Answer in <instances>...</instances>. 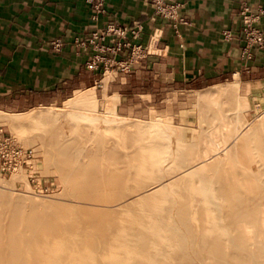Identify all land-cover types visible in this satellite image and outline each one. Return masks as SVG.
I'll use <instances>...</instances> for the list:
<instances>
[{
  "label": "rangeland",
  "instance_id": "rangeland-1",
  "mask_svg": "<svg viewBox=\"0 0 264 264\" xmlns=\"http://www.w3.org/2000/svg\"><path fill=\"white\" fill-rule=\"evenodd\" d=\"M209 97L204 95L198 125L189 133L71 104L39 107L14 122H1L5 118L0 114V125L36 153L29 168L15 175L0 173V190L19 215L60 220L70 237L48 252L58 249L66 256L71 251L75 261L83 256L88 264H111L112 248L106 244L111 239L117 244L114 250L123 243L134 249L136 263L149 264L151 257L162 255L153 248V237L175 218L177 232H189L190 225L198 235L207 225L226 239L230 250L243 249L255 256L252 264H264V107L251 109L237 93L234 101L228 95L219 102ZM83 98L76 94L69 102ZM61 145L68 149L60 152ZM82 169L88 192L101 199L81 196L83 183L75 171ZM55 205L68 212H56ZM67 217L79 224L77 235L69 231ZM98 218L103 230L95 227ZM176 242L168 238L166 249L176 251Z\"/></svg>",
  "mask_w": 264,
  "mask_h": 264
},
{
  "label": "crops",
  "instance_id": "crops-1",
  "mask_svg": "<svg viewBox=\"0 0 264 264\" xmlns=\"http://www.w3.org/2000/svg\"><path fill=\"white\" fill-rule=\"evenodd\" d=\"M174 3L187 23L156 13L152 0H105L97 17L85 0H0V111L22 115L71 104L189 133L204 95L219 102L237 93L251 109L263 108L264 49L245 59L243 28L245 15L258 13L264 0ZM109 23L140 26L139 37L129 38L149 51L113 79L102 66L89 69L93 51L76 42ZM256 25L264 31L263 17ZM54 40L63 43L59 51ZM129 56L124 50L118 58ZM76 94L83 101L69 102Z\"/></svg>",
  "mask_w": 264,
  "mask_h": 264
},
{
  "label": "bare ground",
  "instance_id": "bare-ground-1",
  "mask_svg": "<svg viewBox=\"0 0 264 264\" xmlns=\"http://www.w3.org/2000/svg\"><path fill=\"white\" fill-rule=\"evenodd\" d=\"M0 114L3 115H0L1 117L5 118V121L1 122H7L6 118H8L9 122H14L16 121V116L20 117L19 114H11L3 111H0ZM9 125L11 127L12 124L10 123ZM17 126L19 127L21 125H16V128ZM64 149L66 150L68 149V147L66 145H61L58 148L60 152L64 151ZM73 156L75 157L76 155ZM79 158H81V156ZM82 164L79 163L77 165H81L82 167ZM16 175V177H18L19 173ZM75 175V179L78 181V183H83V185L78 188L82 197L86 199L102 198V196L99 194L88 192L91 187H87L86 185H84V183L88 180L86 169L78 171L76 170ZM4 195L7 196L6 192L1 189L0 264H88L87 260L84 259L83 256H81L82 258L78 259V261H75L73 259L71 251L70 254H67L66 256H62L58 249H56V251L54 250L52 253H49V247H53L52 245L56 247L59 241L69 239L70 237V234H64L62 228L58 225V222L60 220H36L35 218H27L21 216L18 213L20 212V209H18V207L16 206L11 205V203L5 200L6 197H4ZM135 203L137 204L136 201ZM54 210L59 213L68 212V208H65V206L63 205H55ZM11 211L14 212L13 215L10 214ZM47 214H49V212ZM99 219L100 218H98V221H96L95 227L103 230L102 225L99 223V221L101 220ZM66 221L69 223V231L71 232V234L77 235L76 231H78L79 229V224L73 218L69 217H67ZM172 221V223L168 222L165 225L166 227H164L163 230L159 231L157 237H155L152 233L154 236L153 248L155 250H160L162 252V255L160 257H151L149 264H181L179 262L180 258L195 259L200 262L199 264H252V260L255 258V256L253 255L251 256L246 254L243 249L236 251L230 250L228 248L226 239L215 232L213 228H210L207 225L202 226L201 234L197 235L196 233H194V229L191 228L190 225H188L189 232H177V230H179L176 225L177 219L174 218L172 219ZM109 238H112V236H109ZM168 238H175L177 240V242L174 244L176 251H169L168 249H166L165 243ZM52 239H54L55 243ZM106 244L112 248V250H109V260L111 264H138L134 260V249L129 248L122 243L121 250H114V247H116L117 244L116 241L111 239L108 240ZM74 248L75 246L72 245L71 250L74 251ZM198 254H200V257H197ZM261 264L263 263L261 262Z\"/></svg>",
  "mask_w": 264,
  "mask_h": 264
},
{
  "label": "built area",
  "instance_id": "built-area-1",
  "mask_svg": "<svg viewBox=\"0 0 264 264\" xmlns=\"http://www.w3.org/2000/svg\"><path fill=\"white\" fill-rule=\"evenodd\" d=\"M88 4L93 5L98 14L105 11V0H85ZM155 4L156 13L161 14L167 19L184 21L178 14L179 3L175 0H152ZM263 17L264 7L260 8L256 14L245 15V26L243 34L245 47L243 57L250 59L253 56L255 48L264 49V31L256 24ZM138 38L140 26H123L115 23H109L104 27L98 28L88 38L77 39L76 42L83 48L91 47L93 53L86 61L89 69H104L105 75L117 76L119 73H127L131 70L132 63L142 59L148 54V49L140 43H135L129 38ZM228 37L230 34L225 32ZM109 43L107 44V42ZM61 40L52 41V46L56 51L62 48ZM124 50H130V56L126 59H119V54ZM105 53H110L106 55ZM36 153L32 148L23 147L16 137L0 125V173L11 175L12 173L29 168L33 165Z\"/></svg>",
  "mask_w": 264,
  "mask_h": 264
}]
</instances>
